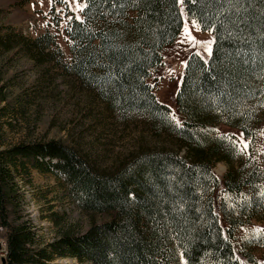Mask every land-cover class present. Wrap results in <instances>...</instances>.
<instances>
[{"label": "trees", "instance_id": "1", "mask_svg": "<svg viewBox=\"0 0 264 264\" xmlns=\"http://www.w3.org/2000/svg\"><path fill=\"white\" fill-rule=\"evenodd\" d=\"M83 1V18L66 27L70 61L54 34L31 38L9 25H0V53L18 48L35 66L76 77L122 120L143 117L154 142L108 170L63 140L0 149L6 264L64 257L89 264H264L237 245L239 228L264 208V169L242 161L249 156L238 143L244 138L252 150L264 119V0H183L187 15L214 31V44L208 58L188 57L177 92L181 123L150 82L182 30L179 0ZM0 83V100L7 101L2 73ZM23 97L6 106L17 109ZM221 161L230 165L222 177L214 170ZM31 167L62 173L78 206L103 219L79 231L55 212L58 235L45 241L18 197L15 175Z\"/></svg>", "mask_w": 264, "mask_h": 264}, {"label": "rangeland", "instance_id": "2", "mask_svg": "<svg viewBox=\"0 0 264 264\" xmlns=\"http://www.w3.org/2000/svg\"><path fill=\"white\" fill-rule=\"evenodd\" d=\"M79 3L85 4L83 0H79ZM179 5L182 6L180 0ZM180 8L182 30L174 42L165 48L163 64L150 78V82L155 85L157 99L172 108L174 118L179 123L181 116L177 107V92L186 72L188 57L197 53L208 58L214 44V31L203 29L197 19L188 16L183 7ZM69 17L83 18V8H77V0L69 3L65 0H0V25L23 30L31 38L42 33L54 34L58 47L64 53L63 58L68 61L72 56L66 33L71 20ZM193 20L199 28L193 25ZM186 24L197 41L210 42V52L205 44H193L186 40ZM22 54L18 48L5 49L0 53V70L8 82L2 92L9 91V100L19 93L25 96L23 103L17 105L15 110L6 106L8 99L0 100V149L25 141L63 140L76 145L95 166L108 170L122 164L145 141L154 142L155 136L143 117L132 114L127 120H122L108 109L94 91L83 89L76 77L64 75L59 69H41L35 66L31 56ZM244 142L248 146L243 154L249 159L247 157L242 161H251L264 169V119L259 124L254 148L249 149V141L240 138L241 148ZM185 152L182 150L181 154ZM240 163L238 159L232 165L237 167ZM229 168L227 162L215 165L220 176ZM15 176L23 215L31 219L47 242L58 235V228L50 218L55 212L66 214V223L79 231H86L92 222L103 219L102 215L85 212L78 206L60 172L31 167L29 172ZM251 221L249 225L239 228L237 245L264 259V234L255 231L264 229V208ZM5 240L0 231V264H4ZM52 264L89 263L64 257L55 259Z\"/></svg>", "mask_w": 264, "mask_h": 264}, {"label": "snow or ice", "instance_id": "3", "mask_svg": "<svg viewBox=\"0 0 264 264\" xmlns=\"http://www.w3.org/2000/svg\"><path fill=\"white\" fill-rule=\"evenodd\" d=\"M66 3L71 2V0H65ZM181 3H183V0H180ZM87 7V4H80L79 0H77V8H84ZM69 19H71V17H69ZM77 19H79V17H77ZM193 25H195L197 28H199L200 26L198 24H196V21L193 20L192 21ZM185 37L186 40H190L193 44H205L207 46V50L210 52L211 51V47H210V42H205V41H197L196 38L194 36H192L191 30L187 27V24L185 25ZM229 139H231L229 137ZM233 143H235V141H233ZM247 142L243 143V147L240 149V151H244L247 148ZM257 233L260 234H264V229H257L255 230Z\"/></svg>", "mask_w": 264, "mask_h": 264}, {"label": "water", "instance_id": "4", "mask_svg": "<svg viewBox=\"0 0 264 264\" xmlns=\"http://www.w3.org/2000/svg\"><path fill=\"white\" fill-rule=\"evenodd\" d=\"M6 262H7L6 258H3V263H6Z\"/></svg>", "mask_w": 264, "mask_h": 264}, {"label": "built area", "instance_id": "5", "mask_svg": "<svg viewBox=\"0 0 264 264\" xmlns=\"http://www.w3.org/2000/svg\"><path fill=\"white\" fill-rule=\"evenodd\" d=\"M0 228H2V227H0ZM3 254H5V253H3Z\"/></svg>", "mask_w": 264, "mask_h": 264}]
</instances>
